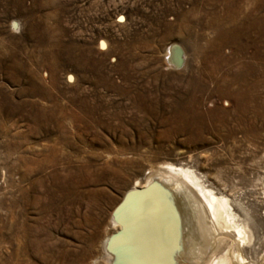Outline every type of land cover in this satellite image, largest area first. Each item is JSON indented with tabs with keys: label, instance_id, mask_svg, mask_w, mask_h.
Here are the masks:
<instances>
[{
	"label": "rangeland",
	"instance_id": "obj_1",
	"mask_svg": "<svg viewBox=\"0 0 264 264\" xmlns=\"http://www.w3.org/2000/svg\"><path fill=\"white\" fill-rule=\"evenodd\" d=\"M166 164L264 264V0H0V264H109L115 209ZM218 233L182 264L229 256Z\"/></svg>",
	"mask_w": 264,
	"mask_h": 264
},
{
	"label": "bare ground",
	"instance_id": "obj_2",
	"mask_svg": "<svg viewBox=\"0 0 264 264\" xmlns=\"http://www.w3.org/2000/svg\"><path fill=\"white\" fill-rule=\"evenodd\" d=\"M153 173L144 186L132 187L115 209L112 223L118 230L107 236L103 245L109 264H182L195 259L196 247L210 251L220 247L222 238L213 244L211 239L223 229L233 230L237 241L231 240L229 256L208 264H244L239 245L248 242L250 235L244 224L235 220L228 201L205 187L188 168L166 164ZM184 189L188 191L183 196L186 204L178 201ZM10 216L13 218V213ZM186 222L195 232L197 227V235H192V228L184 230Z\"/></svg>",
	"mask_w": 264,
	"mask_h": 264
}]
</instances>
